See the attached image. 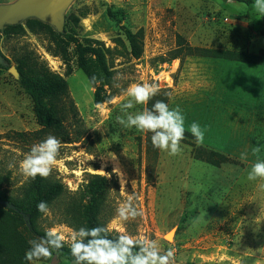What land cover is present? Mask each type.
I'll use <instances>...</instances> for the list:
<instances>
[{
	"label": "rangeland",
	"instance_id": "374dc122",
	"mask_svg": "<svg viewBox=\"0 0 264 264\" xmlns=\"http://www.w3.org/2000/svg\"><path fill=\"white\" fill-rule=\"evenodd\" d=\"M253 2L75 0L66 17L84 6L92 11L82 19L78 39L100 41L112 50L113 79L108 83L93 84L79 69L73 48L67 62L53 56L46 34L0 35V179L9 178L2 190L9 196L23 191L31 178L21 174L19 163L41 142L34 137L41 126L32 99L10 73L27 50L68 82L64 123L72 134L82 125L79 142L61 143L48 176L64 184L76 209L89 200L88 175L106 176V227L114 236L146 235L164 250L174 248L175 264H264V180L247 179L252 164L264 160V60L249 65L201 58L185 48L260 55L264 17L257 15ZM123 27L143 31L139 56L132 54ZM175 52L176 60L161 61ZM134 83H156L169 107L182 109L186 132L192 122L201 126L204 142L198 145L185 136L181 153L170 156L153 147L150 133L117 123ZM148 104L129 111H142ZM255 147L261 151L254 155ZM130 194L138 198L143 215L120 221L116 209ZM58 207L49 209L41 227L61 232L70 247L74 229L60 222ZM27 234L29 240L40 238ZM31 263L75 264L55 250L52 259Z\"/></svg>",
	"mask_w": 264,
	"mask_h": 264
},
{
	"label": "trees",
	"instance_id": "16d2710c",
	"mask_svg": "<svg viewBox=\"0 0 264 264\" xmlns=\"http://www.w3.org/2000/svg\"><path fill=\"white\" fill-rule=\"evenodd\" d=\"M246 2V1H241ZM92 14L89 7H82L77 14L66 17L65 33L58 34L54 29L37 19H29L18 26H8L0 31L4 37H20L27 31L35 34H46L50 38L48 51L63 61H68L69 50L73 48L77 64L89 80L94 84L98 81L110 82L113 72L110 70L109 56L112 50L106 48L100 41L78 39V29L81 28L82 19ZM124 36L129 43L134 56H139L143 51V31L133 32L123 27ZM185 46V45H181ZM191 56L225 60L229 62H241L249 65H261L264 60V51L260 55H239L234 51H222L200 49L185 46ZM178 53H173L169 59L163 58V63L176 60ZM19 72L18 82L21 88L30 96L34 104V111L41 130L34 134L37 140H44L49 135L55 136L64 144L79 142L82 137L81 126L72 134L65 125V107L62 102L69 98L68 82L52 72L46 63L40 61L32 51H27L16 59ZM168 96L156 95L148 104L151 108L157 100L168 102ZM25 138V135L19 134ZM185 136H191L186 132ZM8 177L0 179V264H32L25 259V253L29 250L28 232L35 237H43L46 230L41 227V221L45 214L38 211L37 205L44 201L51 207H58L60 222L70 228L78 230L81 227L92 228L106 226V193L110 181L106 176L89 174L87 180V192L89 200L82 209H76L65 191L64 184L51 177L31 178L23 191L17 196H9L2 185L8 181ZM110 238H116L109 232ZM56 251V250H55ZM59 256L69 262H75L71 255L70 247L64 245L56 251Z\"/></svg>",
	"mask_w": 264,
	"mask_h": 264
},
{
	"label": "clouds",
	"instance_id": "9594fccd",
	"mask_svg": "<svg viewBox=\"0 0 264 264\" xmlns=\"http://www.w3.org/2000/svg\"><path fill=\"white\" fill-rule=\"evenodd\" d=\"M253 8L257 15L264 17V0H254ZM159 93L156 83H134L127 89V102L121 106L122 116L116 118L117 123L125 128H135L142 133L151 134V143L154 148L166 152L170 156L179 155L182 151L181 142L185 138V116L179 106L170 108L163 100H157L152 107L144 108L139 112H130L136 105H146ZM187 131L202 144L205 131L197 122H192ZM62 144L53 135L47 136L43 141L31 146L29 152L19 163V171L29 178L37 176L47 178L57 161ZM260 147L253 149L258 154ZM242 159L246 158L242 154ZM119 174V173H118ZM247 179L255 181L264 180V160L257 159L252 164ZM264 188V184L260 185ZM137 197L128 195L127 199L116 209L120 221L135 220L143 212L137 206ZM37 209L42 214L49 212L46 202L41 201ZM66 237L54 228L46 230L41 238L28 241L30 248L25 253L29 262L41 259H52L53 251H59L66 243ZM70 252L75 264H175V249L164 250L148 236L133 237L130 234H119L110 238L106 226L92 228L81 227L74 230L70 240Z\"/></svg>",
	"mask_w": 264,
	"mask_h": 264
},
{
	"label": "water",
	"instance_id": "95a60500",
	"mask_svg": "<svg viewBox=\"0 0 264 264\" xmlns=\"http://www.w3.org/2000/svg\"><path fill=\"white\" fill-rule=\"evenodd\" d=\"M74 1L75 0H16L11 3L0 4V31L8 26L23 24L29 19H37L51 26L58 34H64L66 14ZM1 60L2 58L0 56V61ZM10 73L14 77L19 78L16 69L12 68ZM0 203L5 205L4 202ZM170 234L171 233L168 235Z\"/></svg>",
	"mask_w": 264,
	"mask_h": 264
},
{
	"label": "crops",
	"instance_id": "0c3cea01",
	"mask_svg": "<svg viewBox=\"0 0 264 264\" xmlns=\"http://www.w3.org/2000/svg\"><path fill=\"white\" fill-rule=\"evenodd\" d=\"M5 3H11V2L10 1L9 2H6V1L0 2V4H5Z\"/></svg>",
	"mask_w": 264,
	"mask_h": 264
}]
</instances>
